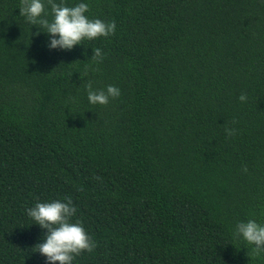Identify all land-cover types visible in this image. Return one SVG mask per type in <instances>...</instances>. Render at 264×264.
Wrapping results in <instances>:
<instances>
[{"label":"trees","instance_id":"obj_1","mask_svg":"<svg viewBox=\"0 0 264 264\" xmlns=\"http://www.w3.org/2000/svg\"><path fill=\"white\" fill-rule=\"evenodd\" d=\"M87 2L115 31L60 50L0 0V264H45L25 209L65 197L73 264H264L232 231L264 223V0Z\"/></svg>","mask_w":264,"mask_h":264},{"label":"clouds","instance_id":"obj_2","mask_svg":"<svg viewBox=\"0 0 264 264\" xmlns=\"http://www.w3.org/2000/svg\"><path fill=\"white\" fill-rule=\"evenodd\" d=\"M45 3L50 12L45 10ZM19 15L30 25L39 24L46 34L45 47L48 49L71 50L81 44L82 40L97 37H109L116 29L115 20H102L89 17L87 0H20ZM50 17V18H49ZM93 60L100 62L105 53L101 48L92 49ZM87 101L91 105L106 104L110 97H118L120 88L108 84L104 88H93L91 82L85 85ZM239 100H246L241 93ZM234 130L226 129L231 135ZM247 170L246 168L244 169ZM33 223L44 229L35 244L36 252L43 257L45 264H73L75 256L81 251H92L96 242L85 230L79 219L73 220L77 208L70 197L50 200H36L25 209ZM235 237L243 239L254 246V252L264 251V223L255 219L236 221L233 229Z\"/></svg>","mask_w":264,"mask_h":264}]
</instances>
